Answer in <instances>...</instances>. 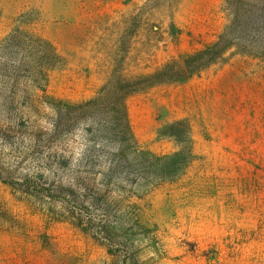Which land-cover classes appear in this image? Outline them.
<instances>
[{
    "label": "rangeland",
    "instance_id": "1",
    "mask_svg": "<svg viewBox=\"0 0 264 264\" xmlns=\"http://www.w3.org/2000/svg\"><path fill=\"white\" fill-rule=\"evenodd\" d=\"M229 24L228 0H0V264L108 261L49 189L84 190L126 115L158 155L193 140L147 199L158 264H264V57L208 51Z\"/></svg>",
    "mask_w": 264,
    "mask_h": 264
},
{
    "label": "trees",
    "instance_id": "2",
    "mask_svg": "<svg viewBox=\"0 0 264 264\" xmlns=\"http://www.w3.org/2000/svg\"><path fill=\"white\" fill-rule=\"evenodd\" d=\"M228 13V28L208 51L235 49L264 57V0H228ZM121 92L125 100L138 91ZM119 106L125 109L123 101L111 108L120 110ZM125 120L128 133L120 132L122 147L105 152L102 171L85 173L89 180L85 191L75 180L55 183L49 190L62 191L63 201L85 215L79 226L106 250L104 264H158L165 256L162 222L149 217L147 199L163 184L177 183L186 174L194 156L193 140L188 133L186 141H177L178 152L158 155L140 144L127 115Z\"/></svg>",
    "mask_w": 264,
    "mask_h": 264
}]
</instances>
